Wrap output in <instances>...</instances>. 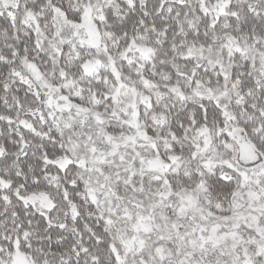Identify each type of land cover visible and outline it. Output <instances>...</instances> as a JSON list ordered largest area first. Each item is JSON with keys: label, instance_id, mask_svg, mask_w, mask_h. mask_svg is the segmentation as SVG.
Masks as SVG:
<instances>
[{"label": "snow or ice", "instance_id": "snow-or-ice-1", "mask_svg": "<svg viewBox=\"0 0 264 264\" xmlns=\"http://www.w3.org/2000/svg\"><path fill=\"white\" fill-rule=\"evenodd\" d=\"M0 264H264V0H0Z\"/></svg>", "mask_w": 264, "mask_h": 264}]
</instances>
